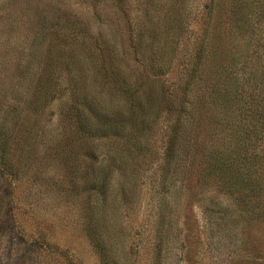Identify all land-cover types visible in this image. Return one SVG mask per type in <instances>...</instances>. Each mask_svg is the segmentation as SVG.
Listing matches in <instances>:
<instances>
[{"label": "rangeland", "instance_id": "obj_1", "mask_svg": "<svg viewBox=\"0 0 264 264\" xmlns=\"http://www.w3.org/2000/svg\"><path fill=\"white\" fill-rule=\"evenodd\" d=\"M263 89L264 0H0V264H264Z\"/></svg>", "mask_w": 264, "mask_h": 264}, {"label": "trees", "instance_id": "obj_2", "mask_svg": "<svg viewBox=\"0 0 264 264\" xmlns=\"http://www.w3.org/2000/svg\"><path fill=\"white\" fill-rule=\"evenodd\" d=\"M262 101H264V89H263V94H262ZM257 105H258V103H257ZM262 105V107H264V104H261ZM247 111V110H246ZM244 112L245 113V117H246V115L248 114L247 112ZM264 112V110H262L260 113L262 114ZM262 120L264 121V114L262 115ZM262 121V124H261V127L260 128H264V122ZM260 128L258 129V130H260ZM257 130V129H256ZM242 135H245V137L246 136H248V127L246 128H244L243 129V134ZM240 145H243L242 144V142H240L239 143V147L237 148L236 147V150L234 151V154H235V152L239 149V148H242L244 151L246 150V148L245 147H240ZM232 150V149H231ZM230 150V151H231ZM246 168H239V171H244Z\"/></svg>", "mask_w": 264, "mask_h": 264}]
</instances>
